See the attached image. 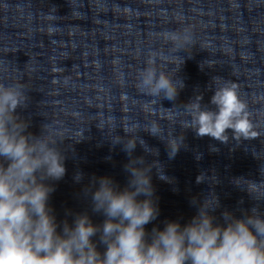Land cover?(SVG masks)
<instances>
[{"label": "clouds", "instance_id": "clouds-1", "mask_svg": "<svg viewBox=\"0 0 264 264\" xmlns=\"http://www.w3.org/2000/svg\"><path fill=\"white\" fill-rule=\"evenodd\" d=\"M165 39L174 45L175 52L191 53L187 46L193 44V39L187 30L169 32ZM183 63L181 58L171 72L160 71L155 57L149 56L139 73L138 89L147 96L175 102L185 87L184 80L176 76ZM216 79L222 78L214 77L213 81ZM213 85L209 104L214 107L202 103L203 94L183 103L190 118L185 129L225 145L230 140L241 143L255 139L259 133L237 84L224 81L220 86ZM27 93L23 84L0 83V264H264V214L253 207L243 218H237L225 209L221 213L224 223H215L217 218L212 213L220 208V201L214 191L203 200L192 198L190 203L197 207V213L187 224L169 220L162 230L153 227L151 233L147 232L145 226L160 215L152 169L166 183L175 184V179L166 175L158 160L148 164L144 157H132L138 139L131 147L123 142L124 150L132 157L124 166L129 174L125 188L120 189L107 176L93 177L85 188V194L91 195L92 211L105 217L102 224H94L87 213L75 214L71 224L67 219L58 222L49 200L55 191L52 182L66 175V156L60 147L65 139L54 135L46 123L39 136L27 131L28 121L17 114L18 108L27 107ZM184 139L181 137L175 147L167 144L169 160L187 147ZM141 145L146 152L159 155L145 143ZM201 157L196 155L197 160ZM202 175L206 174L197 176V183L205 181ZM83 179L82 172L73 177L75 183ZM239 179L244 178L232 181L236 187L257 201L264 200V195L257 194L264 180L244 179L256 189L253 192L235 183ZM97 235L103 253L93 240Z\"/></svg>", "mask_w": 264, "mask_h": 264}]
</instances>
